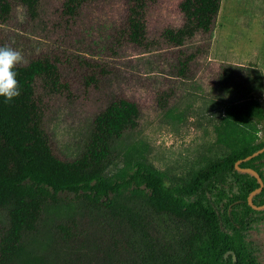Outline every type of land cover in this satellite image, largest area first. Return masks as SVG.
I'll return each mask as SVG.
<instances>
[{"label":"trees","instance_id":"trees-1","mask_svg":"<svg viewBox=\"0 0 264 264\" xmlns=\"http://www.w3.org/2000/svg\"><path fill=\"white\" fill-rule=\"evenodd\" d=\"M92 1L63 0L64 23H75ZM152 1L125 0L112 47L149 51L146 12ZM16 4L30 19L38 17L40 0H0V23ZM220 5L180 1L182 23L163 31L166 43L179 48L177 77L185 78L199 59L198 41L211 35ZM62 69L57 56L31 55L14 69L21 94L11 101L0 96V264H264V208L247 202L259 183L235 166L264 146L257 139L256 125L264 120L257 68L221 62L209 77L222 154L187 178L131 160L127 139L141 111L114 95L92 115L75 156L60 157L46 128L45 99L67 90ZM95 73L84 77L86 85L96 83ZM238 166L256 170L264 183V151ZM252 201L264 204V185ZM231 251L235 259L226 255Z\"/></svg>","mask_w":264,"mask_h":264},{"label":"rangeland","instance_id":"rangeland-1","mask_svg":"<svg viewBox=\"0 0 264 264\" xmlns=\"http://www.w3.org/2000/svg\"><path fill=\"white\" fill-rule=\"evenodd\" d=\"M62 1L40 0L33 20L16 4L9 20L0 23V40L21 51L25 61L39 53L62 61L68 88L45 99L46 128L60 157L75 156L92 115L112 95L136 102L141 111L127 139L129 149L133 145L131 160L142 158L172 178H187L222 154L209 77L228 62L257 68L264 83V0H221L211 35L198 41L202 52L185 78L174 73L179 48L163 37L166 28L182 23L181 0L149 3L146 30L153 44L148 52L130 44L112 47L111 33L123 17L125 0H94L67 25L60 14ZM100 68L108 73L100 74ZM93 70L96 83L86 85L84 77ZM256 126L257 139L264 140V120ZM122 160L116 158L117 164Z\"/></svg>","mask_w":264,"mask_h":264},{"label":"clouds","instance_id":"clouds-1","mask_svg":"<svg viewBox=\"0 0 264 264\" xmlns=\"http://www.w3.org/2000/svg\"><path fill=\"white\" fill-rule=\"evenodd\" d=\"M25 63L22 52L5 45L0 46V96L6 101H11L21 94L17 80V65Z\"/></svg>","mask_w":264,"mask_h":264},{"label":"water","instance_id":"water-1","mask_svg":"<svg viewBox=\"0 0 264 264\" xmlns=\"http://www.w3.org/2000/svg\"><path fill=\"white\" fill-rule=\"evenodd\" d=\"M263 151H264V146L261 147L260 149L256 150V151H254L252 154L246 156L244 159H239V160H237V161L235 162V166L237 167L238 170H241V171H244V172H249V173H251L252 175H254V176L257 178V181H258L259 185H258L256 188H254V189L248 194V196H247V202H248V204H249L252 208H255V209H261V208H264V204H262V205H256V204H254L253 201H252V197H253L256 193H258V192H260V191L262 190L263 185H264L263 180H262V178L260 177V175L258 174V172H257L256 170H254V169H252V168H250V167H239L238 164H239L241 161L248 160V159H250L251 157H253V156H255V155H257L258 153H261V152H263ZM229 253L232 255L233 259H235L234 252H232V251H231V252H226V255H228Z\"/></svg>","mask_w":264,"mask_h":264}]
</instances>
